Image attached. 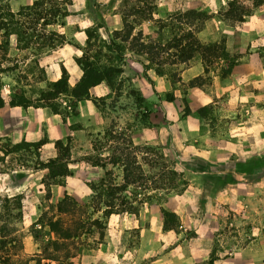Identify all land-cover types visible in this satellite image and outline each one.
<instances>
[{"label": "rangeland", "instance_id": "rangeland-1", "mask_svg": "<svg viewBox=\"0 0 264 264\" xmlns=\"http://www.w3.org/2000/svg\"><path fill=\"white\" fill-rule=\"evenodd\" d=\"M34 1L38 0H0V96L5 102L24 100L30 104L24 107L30 110L25 118L26 130L36 134L19 143L0 134V256H10L8 264H47L51 260L64 264L65 257L81 261L85 256L83 250L95 248L105 235L107 216L95 215L106 209L102 202L104 205L124 202L138 214L146 203L159 207L167 202L170 194L184 193L192 178L180 173V161H177L180 159L165 155L160 148L131 142L130 136L152 125L157 119L155 113L159 112L153 104L145 102L130 80L133 70H141L127 56L131 52L151 54L157 66L152 68L169 74L178 96L175 108L170 109V120L174 114L192 116L207 125L213 137L220 139L229 138L231 132L239 140L243 135L251 141L264 139V92L257 91L256 84L262 82L259 77H239L230 84H251L252 89L248 86L239 93L218 94L214 97L217 104L204 107L201 114L198 111L202 108L189 110L183 97L188 87L201 86L208 91L217 71V78L224 81L241 61L226 52L224 41L215 44L216 47L199 45L194 34L185 31L178 19L156 21L158 29L151 31L154 47L149 53L139 47L147 41L145 35L141 33L140 38L132 41L122 66L123 71L131 69L132 75L122 73L116 77L114 86L105 85L108 94L92 99L102 126L99 129L88 126L82 122L83 117H78L81 101L75 102L52 89V83L61 78L63 70L69 88L80 78V71H72L74 65H68L66 58L72 56L76 60L100 50L103 56L115 57L101 48L100 40L107 36L102 30L103 21L97 18L98 3L91 5L96 10L84 12L82 0H41L33 6ZM128 2V6L121 8L122 15L136 0ZM245 13L242 9L232 13L234 23ZM46 21L48 25L44 24ZM86 30H90L91 37L89 45L87 40L82 46L80 36ZM194 58L201 59L205 75L195 83H181L182 68ZM104 61L101 57V62ZM49 63L60 68L55 81L54 70L45 69ZM167 98L174 103V91ZM53 160L63 165L62 173L56 174L55 167L47 166ZM257 163L264 166V155ZM193 165L200 166V163L196 161ZM173 171L178 174L171 175ZM170 184L174 190L161 189ZM159 214L163 220L160 210ZM225 223L221 221L222 235L215 238L210 253L215 260L217 256L229 255L222 249L219 252V246L240 241L237 229L242 225L231 227ZM180 228L177 215L164 231L176 232ZM234 235L236 239L231 238ZM130 239V246L136 248V234L131 233Z\"/></svg>", "mask_w": 264, "mask_h": 264}, {"label": "crops", "instance_id": "crops-1", "mask_svg": "<svg viewBox=\"0 0 264 264\" xmlns=\"http://www.w3.org/2000/svg\"><path fill=\"white\" fill-rule=\"evenodd\" d=\"M122 1L82 0L83 11L96 10L93 7L91 9V5L98 3L97 18L104 23L103 32L120 31L123 28ZM151 1L155 6L151 19L135 25L132 35L142 33L152 36L151 33L158 29L156 21L178 19L185 31L194 34L199 44L214 45L224 41L226 52L236 55L237 60L241 61L224 81L217 78V71L213 77L215 82L208 91L201 86L185 90L183 97L191 112L211 104L216 105L214 97L218 94H235L246 90L251 84H230L238 81L239 77L261 78L262 82L256 84L257 91L264 92V6L253 9L234 23L228 9L238 0ZM95 20L93 17V22ZM82 35L79 43L83 46L87 38L85 34ZM127 56L141 70H133L135 73L132 75L133 71L127 69L123 74H131L130 80L143 95L145 102L159 109L153 124L132 134L131 142L134 145L160 148L165 155L180 159L177 160L180 161V173L183 177L190 175L192 178L182 195L172 193L167 202L159 206L178 215L181 228L176 232L164 231L159 207L148 206L147 203L138 214H105L106 209H102L95 215L107 216L103 239L95 248L83 250L85 256L81 261L75 262L73 257H65L64 264H138L139 261L143 264L203 263L209 260L215 238L222 235V220L231 227L242 225L237 229L240 241L219 246V252L228 251L229 255L217 256L215 264H264V166L257 163L264 155V139L251 141L243 135L239 140L234 132H231L229 138L220 139L213 137L207 125L192 116L174 114L170 120V109L175 108L178 96L177 90L171 85L169 74L157 73L149 66L143 54L131 52ZM74 57L77 58V55ZM65 62L74 65L72 71L79 72L72 56L66 58ZM46 68L54 70V81L59 78L60 68H56V64H46ZM204 75L201 59L194 58L192 63L182 68L179 77L180 82L186 84ZM173 91L176 97L174 103L167 98ZM108 93L105 84H101L90 90L89 99L79 103L78 117H83V123L98 129L102 126L92 99ZM29 111L7 104L2 107L1 136L15 143L35 137L36 134L26 130L25 118ZM196 161L200 166L193 165ZM197 179L202 181L195 182ZM131 233H135L138 239L136 248L130 246ZM189 234L194 236L188 238ZM231 238L237 237L234 235ZM47 264L58 262L51 260Z\"/></svg>", "mask_w": 264, "mask_h": 264}, {"label": "trees", "instance_id": "trees-1", "mask_svg": "<svg viewBox=\"0 0 264 264\" xmlns=\"http://www.w3.org/2000/svg\"><path fill=\"white\" fill-rule=\"evenodd\" d=\"M39 1L41 0L34 1L32 5L33 6L38 5ZM129 4L130 3L128 2V0L122 1L123 7H126ZM262 6H264V0H238V1H234L229 6L228 12H230L231 15L232 13L234 14L242 9L244 12H246L244 15H248L253 9H257ZM154 11H155V6L151 0H136L135 3L129 6V10H125L123 12L122 15L123 28L120 31H114L111 33L106 31L107 39L102 38V40H100V42L102 43L101 48L104 49L106 53L115 54V57L103 56L101 50L99 52H94L90 55L88 54L82 55L80 58H77L75 60L76 65L80 71V78L74 84V87L69 88L68 77L64 76L65 70H63L61 78L58 81L52 83V89L57 90V92L59 93H64L65 95H68L75 102H80L88 99L90 96V90L96 86H99L101 84H105L109 88L114 86L116 77L120 76L123 73L122 66L124 65V61H125L124 59L125 53L130 50L129 48L132 45V41L142 36L141 33H137L134 36L132 35L136 20H139V23L148 21L151 19ZM44 24L48 25L49 23H47L46 21L44 22ZM89 32L90 30L85 31V35L87 38L86 41L88 40L87 45H89V41H90L89 38L91 37V34H89ZM145 38L147 39V41L142 42V44L139 47L141 50H146V52L149 53L151 49L154 47V44L150 39V36H146ZM62 43L63 41L59 42V44ZM207 46L216 47L215 44L207 45ZM101 57H104L105 60L104 62H101ZM146 58L147 61L149 62V66L151 67L156 66L154 63L155 59L151 54L147 55ZM156 69L157 68H155V70ZM156 71L159 74L163 73L158 70ZM197 80L198 79H195L191 81V83H195ZM6 104H8L11 107L19 106L23 108L24 107L26 108L30 105L24 100H19L18 102H14L13 100L9 102H5L3 98L0 96V109L4 107ZM205 109L206 108L200 109L198 111L199 114L204 112ZM60 164L61 163H58L56 160H53L50 161L47 164V166L51 167V169L55 167L54 173L59 174L63 172L61 168H64L62 167L63 165L59 166ZM101 166L105 167V165H101ZM125 173L126 170L124 169L123 170L124 181L127 178V175ZM170 174L177 175L178 173L173 171ZM173 186L174 185L172 184L168 186L165 185L161 187V189L164 188L165 190H170V189L174 190ZM111 193L112 192H110L109 194L111 195ZM101 204L106 208L107 212L105 211V214L114 213L112 212V210L119 211V213L134 214L133 210L135 208L133 206H128L124 202L119 204L107 203V205H104V202H102ZM159 210L163 215V229L166 228L168 229L170 225L176 220L177 215L161 207H159ZM63 232L67 234V230ZM10 259H11L10 256L4 258L0 256V264H8L10 262ZM205 264H215V258L212 256L209 257V260Z\"/></svg>", "mask_w": 264, "mask_h": 264}]
</instances>
